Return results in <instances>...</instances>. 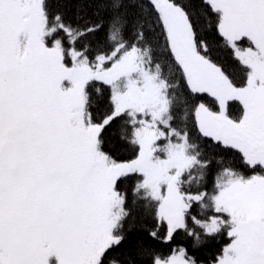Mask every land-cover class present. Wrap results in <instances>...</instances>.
I'll list each match as a JSON object with an SVG mask.
<instances>
[{"label": "snow or ice", "instance_id": "obj_1", "mask_svg": "<svg viewBox=\"0 0 264 264\" xmlns=\"http://www.w3.org/2000/svg\"><path fill=\"white\" fill-rule=\"evenodd\" d=\"M0 264H264V0H0Z\"/></svg>", "mask_w": 264, "mask_h": 264}]
</instances>
